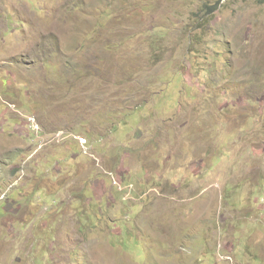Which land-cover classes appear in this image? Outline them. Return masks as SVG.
<instances>
[{"label": "rangeland", "instance_id": "rangeland-1", "mask_svg": "<svg viewBox=\"0 0 264 264\" xmlns=\"http://www.w3.org/2000/svg\"><path fill=\"white\" fill-rule=\"evenodd\" d=\"M0 264H264V0H0Z\"/></svg>", "mask_w": 264, "mask_h": 264}, {"label": "clouds", "instance_id": "clouds-1", "mask_svg": "<svg viewBox=\"0 0 264 264\" xmlns=\"http://www.w3.org/2000/svg\"><path fill=\"white\" fill-rule=\"evenodd\" d=\"M10 60H11L12 63H13L12 70L22 69V65H21V63H20V61H19V58L17 57V54H16V53H14V54L10 57ZM113 185L116 186V183L113 184ZM117 186H119V185H117ZM157 247H158V246H157ZM159 250H160V248H159ZM155 254H157V253H155ZM152 255H153V253H152ZM152 255H151V256H152Z\"/></svg>", "mask_w": 264, "mask_h": 264}, {"label": "crops", "instance_id": "crops-1", "mask_svg": "<svg viewBox=\"0 0 264 264\" xmlns=\"http://www.w3.org/2000/svg\"><path fill=\"white\" fill-rule=\"evenodd\" d=\"M118 185L120 186V187H122V185L119 183V179H118ZM117 186V185H116ZM118 187V186H117ZM129 192H131V193H133V191H129ZM161 251V250H160Z\"/></svg>", "mask_w": 264, "mask_h": 264}]
</instances>
